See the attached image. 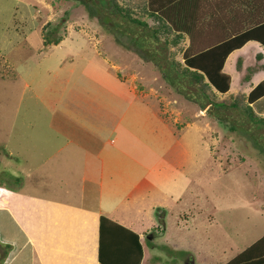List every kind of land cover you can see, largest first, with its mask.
Listing matches in <instances>:
<instances>
[{
  "label": "rangeland",
  "instance_id": "1",
  "mask_svg": "<svg viewBox=\"0 0 264 264\" xmlns=\"http://www.w3.org/2000/svg\"><path fill=\"white\" fill-rule=\"evenodd\" d=\"M115 1L133 10L141 4V0ZM110 26L88 14L81 0H0L3 145L24 148V154L29 151L35 163L32 146H39L40 154L48 153L61 140L53 137L54 132L63 127L85 143L99 146L102 138L111 136L110 126L102 128L96 123L110 125L108 106L125 108L115 95L121 92L124 99L131 95L116 75L128 81L131 70L138 88H145L141 91L151 87L148 94L164 120L154 115L156 121L151 119V109L146 106L141 110L147 118L145 125L139 121L135 126L141 117L130 114V120L121 124H130L134 133L127 137L131 131L119 126L116 135L118 138L121 131L125 135L129 153L139 155L143 141L154 150L151 174L156 175L157 193L162 195H129L130 204L118 202L120 195H110L114 212L127 222L134 221V227L142 222V264H182L188 254L195 264L224 262L264 233V152L245 134L229 128L232 117L228 108L220 120L210 113L209 104L200 108L184 97L163 78L155 62L142 57L144 49L135 51L133 45L143 47L136 38L123 34L119 41ZM56 37H60L58 43H53ZM181 47L168 44V56L179 61ZM186 90L195 93V87ZM226 97L218 93L216 101ZM132 111L139 112L138 108ZM182 125L178 136L177 127ZM5 148L3 156L8 158ZM7 169L2 168L0 182L19 185L21 179L9 176ZM162 189L169 193L178 190L180 195H165ZM78 196L84 202L93 197L95 202V195ZM108 196L99 195V199ZM63 198L75 201V195ZM187 226L195 230L186 234Z\"/></svg>",
  "mask_w": 264,
  "mask_h": 264
},
{
  "label": "crops",
  "instance_id": "2",
  "mask_svg": "<svg viewBox=\"0 0 264 264\" xmlns=\"http://www.w3.org/2000/svg\"><path fill=\"white\" fill-rule=\"evenodd\" d=\"M201 3L202 22L211 24L209 33L204 36L212 38L216 35L218 39L233 37L236 40L243 33L239 38L244 37L245 40L239 46L233 47L221 64V70L229 75L228 89L222 93L246 95L255 84L264 79V26L261 25L264 24V0H202ZM258 25L263 29L244 36L245 31L248 32ZM188 41L187 34L183 33L178 42L182 45L180 56ZM179 61L182 62V56ZM130 71L128 70V81L125 76L121 79L116 75L131 93L124 99L121 92L120 95H115L114 91L117 97L114 99H120L125 108L121 110L119 106L111 107L110 104L108 110L106 109L112 114L109 117L112 119L110 125L96 123L107 129L110 126L111 136H102L103 142L99 146L85 143L80 135H70L61 127L53 134V137L61 140L53 144L48 153L40 154V147L35 144L32 146L36 153L34 163L29 151L24 154V148L21 150L14 145L5 148L3 144L6 139L0 134V141L8 156H3L1 147L0 172L5 167L8 168L6 172L9 176H18L21 179L19 185L15 184L17 186H4L0 182V264H98L99 215L115 220L137 233L141 245L138 264H142V222L134 227V221L127 222V219L118 217L119 213L114 212L115 205L112 204L110 195H120L118 202L128 204L129 195H143L145 198L149 193L162 195L157 193L159 188L156 178L154 179L156 175L151 174L156 157L154 150L149 149L144 141L139 155L132 150L129 153L131 148L124 141L125 135L121 131L117 138L116 132L122 126L131 131L125 133H128L127 137L134 133L130 124H121L127 119L130 120L131 115L141 117L137 118L135 126L139 121L145 125L147 118L141 110L146 106L151 109V119L154 115L163 121L164 117L157 113L153 97L148 94L152 91L151 87H146L147 91H141L145 88H138L141 86L133 81L135 75L133 76L132 71L133 77L129 78ZM250 105L255 112L264 115V93L254 98ZM136 108L139 112L132 111ZM80 117L83 119L81 115ZM75 123L83 125L76 119ZM182 127L183 125L177 127L178 136L182 133ZM154 131L155 128L151 132ZM94 135L97 136L96 132ZM8 165L11 167H7ZM141 182H144L143 185ZM187 182L185 180L184 184ZM162 191L169 196L180 195L178 190L175 193L166 192L164 189ZM84 194L95 195V202L92 203L93 197L84 202L78 196ZM63 195H75V201H66ZM99 195L109 196L103 200L99 199ZM139 214L144 215L143 212ZM164 223L162 220V230H165ZM192 226L184 228L186 234L195 230ZM190 255H187L183 263L192 259ZM227 260L218 264H224Z\"/></svg>",
  "mask_w": 264,
  "mask_h": 264
},
{
  "label": "trees",
  "instance_id": "3",
  "mask_svg": "<svg viewBox=\"0 0 264 264\" xmlns=\"http://www.w3.org/2000/svg\"><path fill=\"white\" fill-rule=\"evenodd\" d=\"M201 1L141 0L138 12L115 0H81L88 14L98 16L105 25H112L110 32L117 40L121 41L123 34L136 38L143 47L133 45L135 51L139 53L144 49L146 55L142 57L155 62L163 78L177 92L195 101L200 108L209 104L210 113L220 120L223 110L228 108V116L232 117L229 128L245 134L264 152V115L255 112L250 105L254 98L264 93V79L246 95L228 94L224 100L216 101L217 92L222 93L229 86V75L221 70L223 59L245 39L239 38L243 33L236 40L233 37L218 39L216 35L212 38L204 36L209 33L211 24L202 22ZM261 25L245 31L244 36L262 30ZM183 33L187 34L189 41L182 50L181 62L168 56L167 49L168 44H177ZM59 38L51 41L56 43ZM190 87H195V93L186 90ZM98 233V264H138L141 245L136 232L99 215ZM224 264H264V233Z\"/></svg>",
  "mask_w": 264,
  "mask_h": 264
},
{
  "label": "water",
  "instance_id": "4",
  "mask_svg": "<svg viewBox=\"0 0 264 264\" xmlns=\"http://www.w3.org/2000/svg\"><path fill=\"white\" fill-rule=\"evenodd\" d=\"M183 264H194V263H193V261L191 259V260H188V261L184 262Z\"/></svg>",
  "mask_w": 264,
  "mask_h": 264
}]
</instances>
